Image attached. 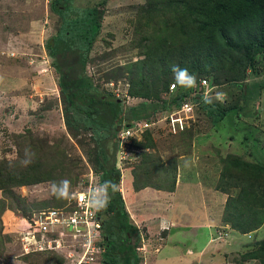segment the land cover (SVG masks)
Segmentation results:
<instances>
[{"label": "rangeland", "instance_id": "374dc122", "mask_svg": "<svg viewBox=\"0 0 264 264\" xmlns=\"http://www.w3.org/2000/svg\"><path fill=\"white\" fill-rule=\"evenodd\" d=\"M147 7L149 17L139 23V12ZM84 8L101 12V29L83 62L81 52L69 50L72 42L61 37V13L71 21ZM174 11L147 4V0H58L53 4L50 0H0V163L16 162L20 173L44 180L11 189L14 197L8 195V190L0 189V200L19 198L11 203V209L0 206V264H70L46 254H24L17 230L29 227L24 217L63 210L69 198L53 195L52 182L69 180L72 193L89 168L99 174L104 184L110 181L116 185L115 191L109 187L107 193L108 204L114 205L115 211L109 212L108 205L102 209L104 226L115 243L124 240L127 232L134 238L136 233L140 237L138 229L128 223L125 210L138 207L140 201L141 210L165 209L155 198H136L134 193L171 189L179 174V160L191 155L195 145H208L202 151L219 166L214 175L215 189L221 158L235 155L264 168V51L260 50L252 51L230 71L190 73L196 81H208L211 91L207 97H212L208 103L218 106L225 118L216 123L217 116L199 108L195 123L179 136L156 127L132 143L129 160L122 165L121 172L114 168L115 126L131 117L150 114L157 95L169 84H176L173 66L185 68L184 55L192 52L191 49L186 53L183 45L178 44L176 53L181 56L168 69L147 68L144 64L147 53L156 48L152 32L170 24ZM234 49L224 44L222 60L237 56ZM78 87L96 90L86 98L79 94L84 112L75 111L63 100L62 89L77 91ZM142 87L144 91L139 92ZM217 92L226 94L223 102L215 99ZM64 109L68 110L70 130L64 124ZM26 149L34 156L24 166L21 162L26 158ZM181 167L184 179L191 176L188 164ZM223 195L227 201L236 191L231 189ZM193 210H199L198 206ZM260 230L262 233L249 239L242 238L239 249L224 253L215 264H261V260H249L244 255L264 241V224ZM141 232L145 238L143 229ZM120 245L121 250H113L111 258L124 264H140L142 259L136 262L124 250V241ZM98 264H103L102 258Z\"/></svg>", "mask_w": 264, "mask_h": 264}, {"label": "trees", "instance_id": "16d2710c", "mask_svg": "<svg viewBox=\"0 0 264 264\" xmlns=\"http://www.w3.org/2000/svg\"><path fill=\"white\" fill-rule=\"evenodd\" d=\"M57 1L53 0L52 4ZM150 3L172 8L175 11L174 18L170 24L155 29L151 34L156 48L153 52L147 53L148 59L144 61L147 68L159 67L161 70L168 69L170 64L181 56L176 53L175 46L178 44L183 45L182 47L186 50V53L191 52L192 49L190 54L184 55V58L187 59L185 68L189 73H218V71L225 69L230 71L237 62L246 60L252 54V51H264V0H147V4ZM149 14L148 7L141 9L137 19L138 22L148 19ZM61 18L64 26V32L61 37H64L68 42H72L69 50L75 53L77 51L81 52L82 61L84 62L88 58V52L99 35L101 12L96 8H84L79 11L78 17L74 20H66L64 12L61 13ZM224 44L235 48V53H238L237 56L222 60ZM50 54L54 56L55 52L52 51ZM169 85L156 97L157 101H162V106L154 104L150 114L144 118L131 117L128 120L120 121L115 126V132L117 127L123 123L128 124L134 120L148 118L151 113L156 111L163 112L169 108H178L185 98L188 88L185 87V89L180 90L182 88L179 87L177 91L165 96L164 93H168ZM77 89V91L62 89L63 100L67 102L68 107L77 112H84L78 99L79 94L81 97L86 98L90 91L95 94L96 90L92 87H78ZM138 91L142 92L144 88L142 87ZM138 91L135 93H138ZM102 97V95L99 96V102L101 103L104 102ZM193 102L199 106L201 111L207 112L211 116H217L216 123L225 118V114L218 106L209 104L202 97L198 99L194 97ZM142 111L143 109L140 110V112ZM195 111L197 115V110ZM63 118L66 128L70 130L71 125L68 121L67 109L63 110ZM194 123V121L191 122V126ZM191 126L189 125L174 136L185 133ZM164 130L167 132V129ZM150 132L146 131L143 137ZM113 144L116 146L114 141ZM220 164L221 172L216 190L225 194H229L231 189L236 191V195L229 196L225 203L222 216L223 223L228 224L232 230L242 235L258 230L264 224V168L259 164L245 162L235 155L221 158ZM18 168L19 166L16 162L0 163V189L8 190V195L12 197H14V194L11 189L44 181L41 180L42 178H35V176L20 173ZM102 182L104 183L103 180ZM174 187L175 185L171 189L159 190L173 192ZM16 200H19V198H3L0 200V206L4 209H11V203L15 204ZM6 201H8V204H6ZM108 208L109 212L115 211V207L112 204H108ZM121 211L123 212L124 210ZM6 213L3 215L4 219ZM103 237V264H124L122 260L110 257L113 250H121L120 243L123 241L126 245L124 250L129 251L133 255L134 260L139 262L135 254V247L140 241L137 233L136 238H134L127 232L124 235V240H119L118 243H115L110 238L109 231L103 223ZM244 255L249 260H261V264H264V241L255 250ZM49 256L53 257L52 255Z\"/></svg>", "mask_w": 264, "mask_h": 264}, {"label": "crops", "instance_id": "0c3cea01", "mask_svg": "<svg viewBox=\"0 0 264 264\" xmlns=\"http://www.w3.org/2000/svg\"><path fill=\"white\" fill-rule=\"evenodd\" d=\"M200 139L202 143L204 140ZM207 146L205 143L203 147L195 145L191 155L179 160L173 192L152 190L146 194L141 190L134 193L136 198L146 195L165 206L164 210H141L143 204L139 199L138 207L125 210L128 223L140 231L143 229L146 235L148 253L140 264H215L223 259L224 253L239 249L244 239L262 233L260 227L242 235L223 223L226 199L215 189L214 175L219 166L202 151ZM184 164H188L187 170L192 172L185 179L181 167ZM160 195L168 198L161 199ZM195 206L199 210H193Z\"/></svg>", "mask_w": 264, "mask_h": 264}, {"label": "built area", "instance_id": "2783aa9c", "mask_svg": "<svg viewBox=\"0 0 264 264\" xmlns=\"http://www.w3.org/2000/svg\"><path fill=\"white\" fill-rule=\"evenodd\" d=\"M178 88L179 86L172 83L169 85L168 93L164 95L173 93ZM187 88L186 96L178 108H169L163 112L156 111L148 118L119 126L120 130L116 132L114 138L117 147L115 168L118 172H121L122 165L129 160L132 143L142 139L146 131L162 127L171 135H176L195 120V110H198L199 106L193 102V98L202 97L205 100L211 87L203 78L196 82L194 87ZM155 102L162 106V101ZM101 185L104 183L99 174L89 168L72 191L63 210H51L33 217H24V220L32 223V227H21L17 230L18 234H21L19 242L22 252L49 254L58 259H64L70 264H98L104 251V222L102 209L97 211L91 207L88 199L94 194L93 190ZM138 231L140 241L135 247V254L138 259L144 260L148 249L146 240L141 231Z\"/></svg>", "mask_w": 264, "mask_h": 264}, {"label": "clouds", "instance_id": "9594fccd", "mask_svg": "<svg viewBox=\"0 0 264 264\" xmlns=\"http://www.w3.org/2000/svg\"><path fill=\"white\" fill-rule=\"evenodd\" d=\"M175 82L182 87H194L196 84V77L190 74L186 68H180L178 65H174L172 68ZM215 99L223 102L226 99V94L222 92H217ZM212 97H206V102H211ZM34 154L30 153L28 149L25 150V159L21 162L24 166L29 165L32 162ZM111 187L113 191L116 189V185L112 182H106L104 185L99 186L94 189L89 199L88 204L95 208L97 211L107 207L109 203L108 198V188ZM101 188L103 191L101 192ZM51 191L59 199H68L71 197V182L69 180H63L59 183L52 182Z\"/></svg>", "mask_w": 264, "mask_h": 264}, {"label": "bare ground", "instance_id": "6f19581e", "mask_svg": "<svg viewBox=\"0 0 264 264\" xmlns=\"http://www.w3.org/2000/svg\"><path fill=\"white\" fill-rule=\"evenodd\" d=\"M28 226L32 227V223L30 221H28Z\"/></svg>", "mask_w": 264, "mask_h": 264}, {"label": "water", "instance_id": "95a60500", "mask_svg": "<svg viewBox=\"0 0 264 264\" xmlns=\"http://www.w3.org/2000/svg\"><path fill=\"white\" fill-rule=\"evenodd\" d=\"M119 130H120V127H117L116 132H118Z\"/></svg>", "mask_w": 264, "mask_h": 264}]
</instances>
